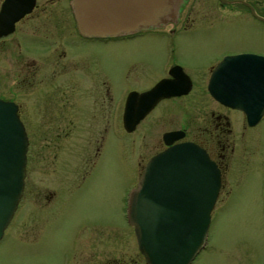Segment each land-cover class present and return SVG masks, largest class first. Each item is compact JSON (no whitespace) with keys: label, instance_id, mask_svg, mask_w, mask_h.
I'll return each mask as SVG.
<instances>
[{"label":"rangeland","instance_id":"rangeland-1","mask_svg":"<svg viewBox=\"0 0 264 264\" xmlns=\"http://www.w3.org/2000/svg\"><path fill=\"white\" fill-rule=\"evenodd\" d=\"M69 14L73 42L80 34ZM192 21L173 32L167 25L109 43L73 45L81 57L93 53L92 65L109 74L114 125L94 164L77 173L59 161L53 165L56 173L49 175L27 159L24 194L0 240V264H148L128 222L127 198L158 150L152 142L160 141L161 131L145 130L147 120L135 131L126 130L128 93L152 85L177 62L195 81L194 91L182 100L198 112L206 103L212 63L223 55H264L263 21L220 16ZM237 143L212 212L207 245L192 264H264V118Z\"/></svg>","mask_w":264,"mask_h":264},{"label":"flooded vegetation","instance_id":"flooded-vegetation-1","mask_svg":"<svg viewBox=\"0 0 264 264\" xmlns=\"http://www.w3.org/2000/svg\"><path fill=\"white\" fill-rule=\"evenodd\" d=\"M64 2L34 0L33 8L20 16V8L28 5L29 0H15L11 13L0 19V78H4L0 81V98L18 105V113L29 140L28 159L49 175L56 173L53 165L59 161H62L61 166L69 167L73 174L75 169L77 173L79 168L82 171L84 166H92L96 161L93 157L99 156L102 141L114 125L115 97L109 74L97 63L92 65L93 53L81 57L73 45L81 42L109 43L112 39L135 37L162 28L139 26L134 31L109 36H87L79 29V37L69 42V11L77 27L78 23L72 0H67V7ZM7 3L8 0H0V18ZM199 16L264 22V0H181L178 20L168 22L165 26L172 25L171 32L181 26L187 29L191 26L188 21L193 20L195 23ZM67 45L72 46L68 48ZM224 56L211 64V74ZM174 65L179 64L172 63L165 75L137 91L145 92L161 79L173 77L170 70ZM10 77L13 81L11 84ZM190 78L192 88L187 94L160 99L133 130L125 126V103L124 127L128 131H135L141 122L147 120L145 130L154 133L161 131L160 141L156 137L152 142L158 150L151 157L169 146L165 134L181 132L184 137L175 143L191 141L205 148L221 169L223 182L228 166L229 177L237 141L239 137L242 140L245 130L250 127L247 115L213 97L209 91L210 79L207 82L208 99L198 109L200 111L195 112L194 107L189 108L187 102L182 100L195 89V81ZM243 151L244 147L240 151L241 156ZM141 254L146 260L145 255Z\"/></svg>","mask_w":264,"mask_h":264},{"label":"water","instance_id":"water-1","mask_svg":"<svg viewBox=\"0 0 264 264\" xmlns=\"http://www.w3.org/2000/svg\"><path fill=\"white\" fill-rule=\"evenodd\" d=\"M181 0H72L80 31L87 36H109L142 27H164L178 20ZM34 0L21 7L22 16ZM15 0L4 5L10 14ZM173 77L151 89L132 91L126 101L128 130L165 97L187 94L190 76L174 65ZM209 91L218 101L240 109L250 126L264 116V55L239 53L224 56L214 68ZM184 134L164 135L169 146L147 162L128 198L127 218L134 227L140 251L148 264H192L208 241L212 212L222 186L221 169L207 150L191 141L175 143ZM28 135L18 105L0 98V240L25 190Z\"/></svg>","mask_w":264,"mask_h":264}]
</instances>
